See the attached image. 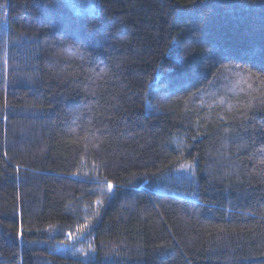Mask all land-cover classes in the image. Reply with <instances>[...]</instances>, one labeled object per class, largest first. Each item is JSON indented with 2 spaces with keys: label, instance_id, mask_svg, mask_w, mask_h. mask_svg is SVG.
<instances>
[{
  "label": "trees",
  "instance_id": "1",
  "mask_svg": "<svg viewBox=\"0 0 264 264\" xmlns=\"http://www.w3.org/2000/svg\"><path fill=\"white\" fill-rule=\"evenodd\" d=\"M0 264H264V0H0Z\"/></svg>",
  "mask_w": 264,
  "mask_h": 264
},
{
  "label": "rangeland",
  "instance_id": "2",
  "mask_svg": "<svg viewBox=\"0 0 264 264\" xmlns=\"http://www.w3.org/2000/svg\"><path fill=\"white\" fill-rule=\"evenodd\" d=\"M74 240H75V238L70 237L68 242H65V243H57L56 244L57 250L64 251V252H70V253H73V250H74L75 254L78 253V252H81L83 248L80 247L79 244L76 245L74 243ZM84 248H87V247H84Z\"/></svg>",
  "mask_w": 264,
  "mask_h": 264
},
{
  "label": "snow or ice",
  "instance_id": "3",
  "mask_svg": "<svg viewBox=\"0 0 264 264\" xmlns=\"http://www.w3.org/2000/svg\"><path fill=\"white\" fill-rule=\"evenodd\" d=\"M109 188H111V185H109Z\"/></svg>",
  "mask_w": 264,
  "mask_h": 264
}]
</instances>
